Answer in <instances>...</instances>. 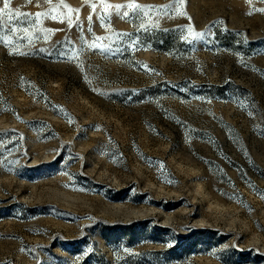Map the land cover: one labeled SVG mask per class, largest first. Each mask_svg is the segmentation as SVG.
I'll return each mask as SVG.
<instances>
[{"label":"rangeland","instance_id":"rangeland-1","mask_svg":"<svg viewBox=\"0 0 264 264\" xmlns=\"http://www.w3.org/2000/svg\"><path fill=\"white\" fill-rule=\"evenodd\" d=\"M135 3L0 15V264H264V0Z\"/></svg>","mask_w":264,"mask_h":264},{"label":"snow or ice","instance_id":"snow-or-ice-1","mask_svg":"<svg viewBox=\"0 0 264 264\" xmlns=\"http://www.w3.org/2000/svg\"><path fill=\"white\" fill-rule=\"evenodd\" d=\"M248 2L251 3V0H248ZM2 3H3V7H0V15L6 14V10H8L7 15H8L9 21H11L13 19H18V18L28 19V18H30L33 15L31 13L21 12L19 9H15V10L10 9V5L12 3V0H2ZM26 3L27 4H32L33 0H26ZM37 3H39V0H37ZM45 3L52 4V0H45ZM100 3H101V5H103V11L105 13H107L108 9L111 7V8L115 9L117 14H120V10L122 8L127 7L136 18H142L141 14H143V16H147V13H148L149 9H154V8H157V7H163V8H172L173 7L172 5H164V6L141 5V4L135 3V0H131V2L127 6L122 5V4L108 5L106 3V0H100ZM174 3L177 6L174 9L176 14L177 15H186L185 12L180 11V8H182V6L184 5L185 0H174ZM60 4H62L65 8H67L68 12L67 13L61 12L59 15H52L51 19H53V20H58L59 19V20H61V22L67 21L68 26L71 27L72 24L74 23V21L71 19V13L73 11H77L78 12L79 9H73L69 5L64 4V0H60ZM56 7H58V6H56ZM56 7H53L51 9V11L55 12L56 11ZM92 9H93V11L96 10V4L95 3L92 4ZM256 11L264 12V8H258V9H256ZM13 12L15 13L14 15L12 14ZM48 15H49V12H37V13H35V16L37 18H39L41 16L47 17ZM122 15L124 17H128L129 16V11H124L122 13ZM89 19H91L90 16H89ZM100 19H101V22H103L104 17L101 16ZM189 19H190V17H189ZM77 26H79V25H77ZM159 27H160V25H159L158 20L155 23H151V21H150L149 24H147V25L144 24V23H140L138 25L139 29H143L145 31H148L149 28H159ZM186 27L188 28V34L185 35L183 38L185 40H188L189 42L194 41V40H199L205 35L203 32L195 31L194 28L191 25H188ZM46 31L51 32L53 30L52 29H47ZM125 35H127V34H125ZM98 39H102V38H98ZM41 51H43V49H41ZM19 54L20 55H26L27 53L21 52Z\"/></svg>","mask_w":264,"mask_h":264}]
</instances>
